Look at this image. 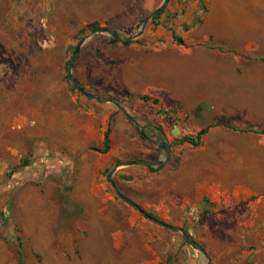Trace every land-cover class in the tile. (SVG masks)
Returning a JSON list of instances; mask_svg holds the SVG:
<instances>
[{"label":"rangeland","instance_id":"1","mask_svg":"<svg viewBox=\"0 0 264 264\" xmlns=\"http://www.w3.org/2000/svg\"><path fill=\"white\" fill-rule=\"evenodd\" d=\"M215 1L169 0L124 45L164 0H0V264H19L20 245L26 264H200L201 251L179 230L145 218L111 180L161 222L189 227L204 249L210 234L182 211L201 197L211 212L261 202L264 218V135L248 131L264 127V77L254 85L221 77L258 73L247 65L264 55V0H243L261 27L232 47L215 40ZM91 24L119 42L82 32ZM80 44L74 78L110 103L73 85L69 64ZM215 123L200 147L181 143ZM139 160L160 164H130ZM258 229L263 237V221Z\"/></svg>","mask_w":264,"mask_h":264},{"label":"crops","instance_id":"2","mask_svg":"<svg viewBox=\"0 0 264 264\" xmlns=\"http://www.w3.org/2000/svg\"><path fill=\"white\" fill-rule=\"evenodd\" d=\"M244 3L245 2H243V0H218L215 1L214 5H212V14L218 23L217 30L214 32L216 39H214L220 44H223L224 46H227L228 44L229 47H232L235 42H243L245 39L250 40L251 31H253V29H260L261 26L251 24L254 22L260 23L261 21H259V19L262 17L264 19V15L261 17V15L258 14L254 16L255 20L252 19L250 10ZM224 41L227 42L225 43ZM229 59L230 62L227 65L228 70L232 69L234 66L235 57L231 56ZM229 59L227 58V60ZM263 59L264 55L254 58L253 60H249L248 58V70L250 68H256L258 70L257 74L247 73L243 76L227 74L221 77L222 79L233 81L236 84H246L248 82L252 83L257 78L264 77ZM251 85L254 84L252 83ZM16 123L21 126L20 129L26 130L28 128L26 126L28 124L26 118L17 119ZM31 125V127L38 129L37 121L32 122ZM42 126L43 123L40 126L41 136H44V140H47L44 133L48 132V128ZM50 126H54L52 121L50 122ZM81 128L83 129L85 127L81 126ZM43 156L44 155L40 153L39 158L45 160ZM78 161L79 159L76 161L77 164ZM219 185L223 186V183L218 184L215 188L220 189L222 186L220 187ZM199 200L200 205H196L194 210L182 211L185 215L187 214L190 216L188 219L192 224L193 221L196 223V228L200 227L210 234V249H204L210 257V264H264V236L260 237L258 229L261 221H263L264 225V218L260 216L261 210H257L260 207L261 202H256L248 207H242L241 205L239 207H234L232 210H219V212H211L209 210H202L205 206L203 202L204 199L201 197ZM209 203L212 204L211 202ZM155 225L161 227L158 223ZM169 227L170 228H161L170 232L179 230L181 233L182 231L188 233L190 229L187 226H182L180 229H177L174 226ZM183 238L186 237L183 235ZM243 246H245L248 251L246 252L248 254L245 255L244 258L240 256V253H244ZM213 255L219 256L216 261L212 259L211 256ZM197 257H199L200 264H204L203 254L201 253L200 256ZM158 264L163 263L161 262Z\"/></svg>","mask_w":264,"mask_h":264},{"label":"water","instance_id":"3","mask_svg":"<svg viewBox=\"0 0 264 264\" xmlns=\"http://www.w3.org/2000/svg\"><path fill=\"white\" fill-rule=\"evenodd\" d=\"M169 3V0H164V2L160 5L159 8H157L155 11H153L146 19L145 21L143 22V25L141 27V30L133 35H130L129 37L125 38V39H122L121 41H134V40H137L139 39L140 37L143 36L144 32H145V29L149 23L150 20H152L156 15H158L159 13H161L165 7L167 6V4ZM98 33H108L112 36H114L115 38L117 39H120L119 38V35L117 32L115 31H106V30H98V31H94L91 35H94V34H98ZM81 45H78L76 47V50L73 54V57H72V60L70 61V64H69V76H70V79L73 83V85L76 87L77 90H79L82 94H84L87 98L89 99H92V100H95L96 102L98 103H110L111 101L108 100V99H103L87 90H85L84 88H82L80 85H79V82L74 78L73 74H72V70H73V67H74V64L76 62V59L78 57V54L80 52V48H81ZM116 106L120 109V111L126 116L128 114V112L123 108L121 107L120 105L116 104ZM130 122L132 124L135 125V127L140 130L141 132V129L139 127V124L135 121L134 118H132L130 116L129 118ZM142 133V132H141ZM164 149L166 151V154H167V158L165 161H167L169 158H170V151L168 150V146L166 144H164ZM131 165H146V166H154V165H159L160 162H150V161H145V160H139V161H135V162H132L130 163ZM111 184L115 190V192L117 193L118 196H120L123 200H125L127 203L129 204H133L128 198H126L125 196L122 195V193L119 191V189L117 188V186L115 185V183L111 180ZM139 212L144 215L145 212L143 210H139ZM153 222H155V220H153ZM183 235L186 237V239L198 250L201 251V253L203 254L204 256V264H210V257L208 256V254L206 253V251L204 250V248H202L196 241H194L187 232L185 231H182Z\"/></svg>","mask_w":264,"mask_h":264},{"label":"trees","instance_id":"4","mask_svg":"<svg viewBox=\"0 0 264 264\" xmlns=\"http://www.w3.org/2000/svg\"><path fill=\"white\" fill-rule=\"evenodd\" d=\"M164 10L161 13H159L158 15H156L153 18V21H156L157 19H159V17L164 12ZM102 29L103 28H101L99 24H91V25L85 27L82 30V32L83 31L93 32V31H98V30H102ZM175 40L178 41L180 44H183V40H182L181 37H175ZM113 42L118 43L119 41H118L117 38L114 37L113 38ZM130 43L131 42H129V41H124L122 44L129 45ZM263 62H264V59H263ZM145 99L149 100L150 98L145 97ZM157 103H158V100H154V104H157ZM118 105H120V104H118ZM120 106L122 107V105H120ZM126 117L129 119L130 115L127 114ZM220 125L221 124L215 123V124H213V125H211V126H209L207 128H203L202 130H200L195 137L184 136V137L181 138L180 141H181V143H187V144L192 145L193 147H196V148L200 147L203 144V139L207 135L209 129L213 128L215 126H220ZM222 126L228 128V126H225V125H222ZM248 131L252 132V133H255V134H258V135H264V127H260V128L251 127ZM140 135L143 137L142 133H140ZM104 143L106 145V149H108L109 148V137H108V134H106V140H105ZM24 163H25V165H27L29 163V161L27 159H24ZM207 203H209V201ZM131 205L133 207H135L138 211L140 209L143 210L145 212V214L143 215L145 218H147V219H149L151 221L155 220V223H158V224L162 225L165 228H170L168 225H166L165 223L161 222L158 218H156V216H154L152 213L147 212L142 207H140L138 205H135V204H131ZM186 242H187V244H189V242L187 240H186ZM17 253H18V258H19V264H26L25 255H24V252H23V249H22L21 245L18 246ZM38 262H39V264H42V261H41L40 257H38Z\"/></svg>","mask_w":264,"mask_h":264}]
</instances>
